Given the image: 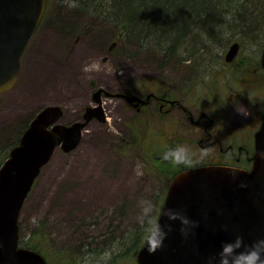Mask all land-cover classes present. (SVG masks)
<instances>
[{
    "label": "rangeland",
    "instance_id": "1",
    "mask_svg": "<svg viewBox=\"0 0 264 264\" xmlns=\"http://www.w3.org/2000/svg\"><path fill=\"white\" fill-rule=\"evenodd\" d=\"M38 34V39L31 44L35 50L55 57L56 61L69 62L64 71L69 74L70 68L73 73L80 69L86 80L94 78L92 72L99 71L102 78H96L103 83L113 84L116 76L125 86H137L142 92L161 89L165 83L164 86L167 84L166 87L169 86L177 96L176 85L180 83L178 85L182 86L185 82L183 77L188 75L190 90H185V98L180 101L194 119L202 120L203 113L208 119L194 126L187 115L182 122L170 118L168 124L171 140H174L173 132L185 136L180 144L188 150L193 162L201 161L213 141L220 138L224 142L232 133L238 135V142L252 141L260 120L261 107L258 104L263 89L261 83H264V75L257 73L254 62H257L264 44L251 38L241 42L242 36L236 35L237 39H242L233 66L228 65L224 58L227 43L225 49L223 46L219 49L221 54L218 59L215 57L208 61L205 66L208 69L204 73L192 68L181 70L175 64L165 62L160 55L153 56L133 43H125L123 38L118 37L116 24L99 13L81 11V6L74 0H49L47 18ZM112 42L115 45L109 49ZM75 51L78 56L81 53L86 55L79 65L74 62L71 65L68 59ZM104 58H108L107 61L104 62ZM251 76L257 83L252 85V80H247ZM86 80L82 84L85 90L90 91ZM31 86V83L19 80L12 89L0 94L1 149L17 143L42 108L38 103L44 100L42 95L52 94L58 98L63 91L59 86L48 91ZM70 92L69 95L72 94ZM65 98L59 102L64 104L62 121L67 123L79 117L76 109L81 99L75 102ZM192 99H197V102ZM230 100L232 103L227 106ZM104 101L105 105L119 102L105 96ZM194 102L195 105H192ZM240 105L247 106V113L240 110ZM121 109L125 113L126 124H129L131 105L125 103ZM109 113L107 128L95 123V135L91 139H88L89 133L84 132L81 143L74 150L64 152L58 148L55 151L25 200L19 218L21 242L39 245L49 264H136L135 258L130 255H120L114 261L112 252H105L104 241L113 240L114 235L122 237L126 229L158 213L167 182L157 166L152 168L145 161V158L156 161L150 154L155 139L143 138L144 135L139 132L137 138L130 134L123 141L111 127L116 117ZM148 119L157 120L155 114ZM160 121L156 123L159 128ZM141 122L140 131L149 130L143 118ZM206 122H209V128ZM171 154V160L177 161L175 151ZM133 171L136 172L134 178L131 176L126 180L127 173ZM175 171L171 165L170 176ZM97 240L98 243L93 242ZM87 245L93 247L86 249Z\"/></svg>",
    "mask_w": 264,
    "mask_h": 264
},
{
    "label": "water",
    "instance_id": "2",
    "mask_svg": "<svg viewBox=\"0 0 264 264\" xmlns=\"http://www.w3.org/2000/svg\"><path fill=\"white\" fill-rule=\"evenodd\" d=\"M44 8L45 0H0V94L17 82L21 56ZM238 50L239 43H233L226 59ZM62 114L55 105L40 111L0 166V264H47L39 252L19 247L18 218L56 147L70 151L81 140L85 123L61 124ZM252 158L249 170L204 165L174 175L155 223L166 233L163 245L149 251L146 239L136 254L138 264H222L224 255L232 264L252 247L264 259V112ZM229 243L233 251L224 253Z\"/></svg>",
    "mask_w": 264,
    "mask_h": 264
},
{
    "label": "trees",
    "instance_id": "3",
    "mask_svg": "<svg viewBox=\"0 0 264 264\" xmlns=\"http://www.w3.org/2000/svg\"><path fill=\"white\" fill-rule=\"evenodd\" d=\"M74 1L79 3L81 11L99 13L116 24L118 37L123 38L125 43H133L141 51L153 56L160 55L165 62H171L181 70L192 68L200 70V73L207 70L205 66L208 61L219 58L221 46L225 49L227 43L235 40L243 38L242 42L251 38L264 44V0ZM236 35L242 38L237 39ZM227 64L233 66L236 60ZM187 79L188 75L182 79L185 81L181 86L183 92L189 89ZM13 146L0 148V165ZM249 150L252 154V143ZM156 217L157 214L126 229L122 237L114 235L113 240H105V252L111 251L114 261L120 255L135 258L155 224ZM24 246L41 251L36 244L26 242ZM92 247L87 245L85 248Z\"/></svg>",
    "mask_w": 264,
    "mask_h": 264
},
{
    "label": "flooded vegetation",
    "instance_id": "4",
    "mask_svg": "<svg viewBox=\"0 0 264 264\" xmlns=\"http://www.w3.org/2000/svg\"><path fill=\"white\" fill-rule=\"evenodd\" d=\"M48 2L49 0H46V8H45L43 20L38 26L34 35L29 40L28 45L22 55L19 80L20 82L31 83L33 85L31 87L38 88L39 86L40 91L42 90L48 91L51 88L54 89V87H58L59 86L58 80L60 79L63 82L62 88L63 87L66 88L64 89L60 88L63 91H60V95L58 98L57 97L45 98L44 100L38 102L40 103L39 106L43 108L47 105H59L63 109V116H64L65 114L64 104L60 103L59 101H63L65 97H66L65 100L71 99V101H75V102L81 99L78 101L81 102L79 108L76 109L79 111V117L76 119L75 118L71 119L67 123H72L75 121L84 122L85 125L83 129V135L84 132L89 133L88 139H91L95 135V126H94L95 123L98 125L105 126L108 123L107 122L108 115H110L109 112H112L116 118L114 120V124L111 125V127L115 129L116 131L115 133L123 141L125 139L124 137L127 138L130 136V134L133 137L137 138L139 132H141V134L144 135L143 138L150 137L151 140L153 138L155 139V142H152L153 144H151L154 149H151L152 151H150V154L154 155V159L156 161H154L153 159L151 161H148L146 158L145 161L147 165L151 166L152 168H154V166L158 167V170H160L163 176L165 177V182L171 181V177H170L171 164L177 166L176 168L177 170L186 169L188 167H192L196 165L216 164V163L242 166V167H248L249 165H251L252 160L250 158V150H249V146L251 145L250 140H247L246 142L243 141L238 142V135L234 136L233 133L231 135L226 134L228 136L226 140H224V142H222L220 138H218L216 141H213L212 144H216V145L211 144L210 146H208L206 155L202 157L201 161L193 162L192 158L190 161H172L171 152L173 153V151H175L179 146H183L182 144H180V140H183L185 136L182 133L173 132L174 140L170 139L171 132L168 124L170 118L177 119L178 122L180 121L182 122L183 120L186 119V116L188 115L192 121V124L194 126H198L201 124L203 120L208 119L207 114L203 113V116L201 117L203 118L202 120L198 118L194 119L192 116H190L191 112L180 101V99L185 98L183 94L184 92L181 90V85H178L180 83L176 85L177 96L179 97L182 95V97L177 98V96L170 91L169 86L166 87L167 84L166 86H164L165 83L162 84L161 89L155 88L151 90H146L147 92L146 91L142 92L137 89V86L134 88H131L130 86H125L117 79L116 76H115L116 82L113 81V84L111 83L107 84L106 82L103 83L99 79H97V78H102V76L100 75L102 72L99 71L92 72L94 78H89V79L87 78V80L85 77L81 75V72L79 71L80 69H78L79 72L77 71L76 73H73L72 69L70 68L68 70L69 74H67L64 71V69L65 66H69L68 65L69 62H65L64 60H58V59H57L58 61H56L54 60L55 57L49 56L48 54L43 53V51L41 52L39 50H35L33 46H31V44L35 42V39L36 40L38 39L39 37L38 33L44 26L48 13ZM62 6L64 5L62 4ZM67 6L69 5L67 4ZM53 15L51 14L50 18ZM49 23L51 22L49 21ZM45 33L46 32H44L43 34ZM114 45L115 42H112L109 49H112ZM107 59L108 58H104L103 61L105 62L107 61ZM259 61L260 60H257V62L254 63L258 71L257 73L258 74L260 73V75L262 73L264 75ZM63 62L64 64H62ZM70 63L71 65L73 64V62L71 61ZM52 71H54L56 75L53 87L51 86ZM57 71H60V74ZM48 74H50V77H48ZM102 75H104V73ZM253 78L254 77L252 76L250 79L247 78L248 81L252 80V85L254 83H257V80ZM84 80H86L87 86L90 91L85 90L82 84L84 83ZM261 84L263 86V89L261 90L260 97L258 96L260 99L258 105L261 107L260 117L264 107V83ZM74 85L76 86V88L74 87ZM113 85L114 87H112ZM69 91H71L70 92L72 93L71 95L68 94ZM107 92L111 93L112 95L107 94ZM104 96L114 98L115 100H119V102L114 101V104L112 105L111 104L105 105ZM192 101L197 102V99H192ZM125 103H129L132 107L129 124H126L124 118L125 113L121 109V106ZM231 103L232 101L230 100V102L227 103V106L231 105ZM191 104L195 105V102ZM223 109L224 108H222L220 112ZM38 111H40V109ZM154 114L156 115L157 120L150 121V119L148 118L152 117ZM142 118L146 122V129L149 128V130L140 131V125H142L141 122ZM160 118L161 121L159 120ZM159 121L161 123L160 128L156 126V123H159ZM206 126L207 128H209V122L208 124L206 122ZM142 128L145 129V127ZM120 160L122 161L121 157ZM149 166H147V168ZM127 174L129 175L128 177H126V180L131 176L132 178H134L136 172L134 171L128 172ZM120 177L121 176L117 177L118 180Z\"/></svg>",
    "mask_w": 264,
    "mask_h": 264
},
{
    "label": "clouds",
    "instance_id": "5",
    "mask_svg": "<svg viewBox=\"0 0 264 264\" xmlns=\"http://www.w3.org/2000/svg\"><path fill=\"white\" fill-rule=\"evenodd\" d=\"M240 110L247 113V106L240 105ZM175 159L177 161H190L191 156L188 150L184 146H179L175 150ZM185 222H187V217H182ZM162 228L159 224H154L147 236V246L149 251H154L158 246L163 245L164 235ZM239 240L237 241V244ZM234 245L232 243L226 244L223 252L231 253L233 251ZM261 251L257 247H252L247 252H241L237 254L232 261V264H264V259H260ZM222 264H229V257L227 255L222 256Z\"/></svg>",
    "mask_w": 264,
    "mask_h": 264
},
{
    "label": "bare ground",
    "instance_id": "6",
    "mask_svg": "<svg viewBox=\"0 0 264 264\" xmlns=\"http://www.w3.org/2000/svg\"><path fill=\"white\" fill-rule=\"evenodd\" d=\"M77 52H78V54H79V50H77ZM77 52L75 51V52H73V53H71L68 57H69V60L71 61V62H74V63H77V65H79V62H80V60H82V59H85L86 58V55L83 53H81L80 54V56H78L77 55ZM40 67V66H39ZM39 70H41V69H39ZM198 72L200 71V70H197ZM205 71V70H204ZM204 71L202 72V73H204ZM59 74H60V71H57ZM48 77H50V74H48ZM55 78H56V75H55V73H54V71H52V81H51V86L53 87V84H54V81H55ZM58 78V77H57ZM58 85H59V87H62L63 86V82L59 79L58 80ZM68 87V86H67ZM55 88V87H54ZM48 90V89H47ZM50 90H53V88H51ZM43 91V90H42ZM51 95V96H50ZM50 95H48V96H46V95H42V97L45 99V98H49V97H53L54 95H52V94H50ZM83 245V244H82ZM82 245H81V247H82ZM79 247H80V245H79ZM80 247V248H81Z\"/></svg>",
    "mask_w": 264,
    "mask_h": 264
}]
</instances>
